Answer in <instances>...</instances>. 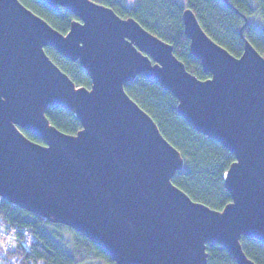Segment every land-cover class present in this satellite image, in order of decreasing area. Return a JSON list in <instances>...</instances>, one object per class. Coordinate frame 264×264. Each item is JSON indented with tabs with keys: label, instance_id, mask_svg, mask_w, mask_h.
Listing matches in <instances>:
<instances>
[{
	"label": "water",
	"instance_id": "1",
	"mask_svg": "<svg viewBox=\"0 0 264 264\" xmlns=\"http://www.w3.org/2000/svg\"><path fill=\"white\" fill-rule=\"evenodd\" d=\"M41 1L76 16L68 32L21 0H0V197L81 232L116 264H208L209 244L257 264L241 239L264 242V55L246 37L232 54L186 8L203 79L133 17L94 0ZM47 47L79 62L91 86L76 85ZM138 76L172 92L179 114L234 154L222 209L174 183L185 159L126 91ZM51 106L71 110L82 128L58 129Z\"/></svg>",
	"mask_w": 264,
	"mask_h": 264
},
{
	"label": "trees",
	"instance_id": "2",
	"mask_svg": "<svg viewBox=\"0 0 264 264\" xmlns=\"http://www.w3.org/2000/svg\"><path fill=\"white\" fill-rule=\"evenodd\" d=\"M21 1L64 33L76 19L64 7L56 10L41 0ZM94 1L112 7L122 17L135 18L148 31L171 43L174 53L188 70L203 79L210 77V73L190 51V39L185 34L183 21L186 8H191L204 30L232 54H242L246 37L264 55V0H229V3L225 0H134L131 5L126 0ZM254 16L260 17L261 26L253 23L251 18ZM46 51L76 85L91 86V78L79 62L51 47ZM125 89L181 151L185 166L174 176V183L194 200L222 209L231 200L223 183V173L235 160L234 154L191 126L177 111V98L158 82L138 76L127 83ZM46 115L63 132L76 134L82 128L77 116L69 109L51 106ZM24 132L31 139L42 142L33 133ZM0 223L2 227L7 224L18 238L17 242L12 238L8 243L0 239V261L7 264H116L81 232L51 222L3 197H0ZM241 241L247 255L257 264H264V242L246 236ZM207 252L208 264H238L221 244H209Z\"/></svg>",
	"mask_w": 264,
	"mask_h": 264
},
{
	"label": "built area",
	"instance_id": "3",
	"mask_svg": "<svg viewBox=\"0 0 264 264\" xmlns=\"http://www.w3.org/2000/svg\"><path fill=\"white\" fill-rule=\"evenodd\" d=\"M9 229L10 228L7 227V224L4 227H2V224L0 223V239H3L6 241V243H8L12 238H14L15 242H17L18 238L16 235L13 234L14 230H9ZM23 244L26 245L25 242H23Z\"/></svg>",
	"mask_w": 264,
	"mask_h": 264
},
{
	"label": "rangeland",
	"instance_id": "4",
	"mask_svg": "<svg viewBox=\"0 0 264 264\" xmlns=\"http://www.w3.org/2000/svg\"><path fill=\"white\" fill-rule=\"evenodd\" d=\"M127 2H128V4H132L133 3V1L134 0H126ZM251 20L253 21V23L255 24V25H257V26H261L262 24H261V19H260V17H258V16H254V17H252L251 18ZM0 264H7V263H5V262H2V261H0Z\"/></svg>",
	"mask_w": 264,
	"mask_h": 264
}]
</instances>
